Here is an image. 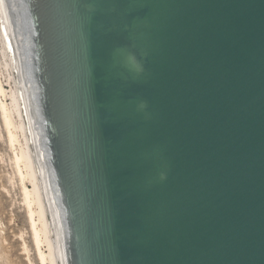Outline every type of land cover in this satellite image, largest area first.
<instances>
[{
  "label": "water",
  "instance_id": "water-1",
  "mask_svg": "<svg viewBox=\"0 0 264 264\" xmlns=\"http://www.w3.org/2000/svg\"><path fill=\"white\" fill-rule=\"evenodd\" d=\"M7 4L66 264H264V0Z\"/></svg>",
  "mask_w": 264,
  "mask_h": 264
},
{
  "label": "bare ground",
  "instance_id": "bare-ground-1",
  "mask_svg": "<svg viewBox=\"0 0 264 264\" xmlns=\"http://www.w3.org/2000/svg\"><path fill=\"white\" fill-rule=\"evenodd\" d=\"M7 1L0 0V125L38 262L66 264L59 209L31 115L28 86L14 35V21L18 17L11 15Z\"/></svg>",
  "mask_w": 264,
  "mask_h": 264
},
{
  "label": "rangeland",
  "instance_id": "rangeland-1",
  "mask_svg": "<svg viewBox=\"0 0 264 264\" xmlns=\"http://www.w3.org/2000/svg\"><path fill=\"white\" fill-rule=\"evenodd\" d=\"M3 133L0 125V264H39Z\"/></svg>",
  "mask_w": 264,
  "mask_h": 264
}]
</instances>
